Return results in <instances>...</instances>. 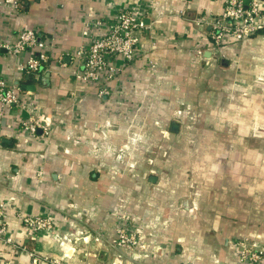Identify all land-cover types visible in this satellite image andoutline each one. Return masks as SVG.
Returning <instances> with one entry per match:
<instances>
[{
	"label": "crops",
	"instance_id": "crops-1",
	"mask_svg": "<svg viewBox=\"0 0 264 264\" xmlns=\"http://www.w3.org/2000/svg\"><path fill=\"white\" fill-rule=\"evenodd\" d=\"M224 2L0 0V42L36 30L53 45L39 77L20 71L29 53L0 55L23 101L2 120L0 204L7 236L36 255L0 240V264H239L240 241L264 247V31L216 54L205 23ZM131 7L146 26L139 56L117 58L124 72L101 99L68 54L92 42L86 23ZM29 116L49 135L20 132ZM118 228L139 229L142 246L116 250Z\"/></svg>",
	"mask_w": 264,
	"mask_h": 264
},
{
	"label": "built area",
	"instance_id": "built-area-1",
	"mask_svg": "<svg viewBox=\"0 0 264 264\" xmlns=\"http://www.w3.org/2000/svg\"><path fill=\"white\" fill-rule=\"evenodd\" d=\"M17 7L18 4L15 3ZM205 25L211 27L213 51L222 53L223 48L231 42H241L264 31V0H225L222 12L211 18ZM146 26L143 15L134 8L122 10L113 21H96L86 23L83 28L85 39L93 38L88 45L79 47L68 54L78 65L74 72L76 82L97 87L101 99L112 98L114 89L111 84L118 82L124 72V65L134 62L139 56L141 37ZM105 31L100 37H94L96 31ZM52 44L42 41L36 30H23L10 41L0 42V55L18 57L29 53L26 63L20 66L25 74L39 77L46 71V65L52 60ZM117 58L124 60L123 67L115 64ZM59 67H65L63 57L58 60ZM21 88L0 78V129L6 108L22 107ZM74 94V93H72ZM20 132L37 137L39 130L44 136L49 135V127L35 116H29L19 123ZM21 224L36 232H52L54 223L48 217L19 216ZM7 214L5 205L0 204V240L16 246L15 250L29 253L26 246H19L7 236ZM111 246L119 251H135L142 246V233L139 229L118 228ZM239 264H264V247L248 239L239 243ZM49 264H64L55 259L44 258Z\"/></svg>",
	"mask_w": 264,
	"mask_h": 264
},
{
	"label": "water",
	"instance_id": "water-1",
	"mask_svg": "<svg viewBox=\"0 0 264 264\" xmlns=\"http://www.w3.org/2000/svg\"><path fill=\"white\" fill-rule=\"evenodd\" d=\"M26 90H34L33 88L31 89V87L27 86Z\"/></svg>",
	"mask_w": 264,
	"mask_h": 264
}]
</instances>
